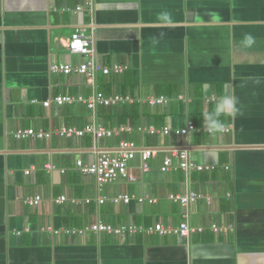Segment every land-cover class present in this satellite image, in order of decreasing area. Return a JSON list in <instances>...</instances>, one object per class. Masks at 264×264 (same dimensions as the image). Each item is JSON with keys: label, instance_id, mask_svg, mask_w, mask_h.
<instances>
[{"label": "crops", "instance_id": "crops-1", "mask_svg": "<svg viewBox=\"0 0 264 264\" xmlns=\"http://www.w3.org/2000/svg\"><path fill=\"white\" fill-rule=\"evenodd\" d=\"M91 4L89 9L87 0H0V264H264V0ZM77 28L91 39L97 63L128 70L100 75L94 86L78 75L52 73L53 65L87 60L65 49ZM97 93L134 102L103 108L106 115L82 105L44 107L58 96ZM225 94L237 98L236 114L219 117L220 126L209 134L203 116ZM151 97L168 103L151 107ZM134 106L136 123L123 115ZM89 124L116 135L98 147L91 138L58 135ZM189 124L198 131L173 134ZM124 127L130 130L120 132ZM152 128L160 134L150 135ZM165 128L173 133L163 135ZM29 129L52 132L53 138L16 139ZM122 141L158 153L148 172L137 155L131 163L136 182L100 188L76 168L78 161L95 163L101 153L118 154ZM180 151L192 164L213 170L178 169L174 153ZM167 159L173 169L166 173ZM191 192L211 203L203 199L185 209L170 199ZM122 195L134 200L112 203ZM36 196L41 204L29 207L27 200ZM61 196L68 198L64 205L58 203ZM185 214L204 233L185 238L153 232L158 223L178 227ZM98 223L128 231L81 233Z\"/></svg>", "mask_w": 264, "mask_h": 264}, {"label": "built area", "instance_id": "built-area-1", "mask_svg": "<svg viewBox=\"0 0 264 264\" xmlns=\"http://www.w3.org/2000/svg\"><path fill=\"white\" fill-rule=\"evenodd\" d=\"M92 0H87V6L89 9L93 8L91 4ZM83 8H78V11H82ZM93 43L89 37L85 35V29L77 28L75 33L72 35L71 39L68 42L67 49L72 55L83 57L87 59L84 63L79 64L77 66H73L71 64H59L54 65L52 67V72L55 74H62L67 77L72 75H78L84 77L86 81L91 85H96L97 79L100 75L109 77L111 75H123L128 68L121 65H113L112 67H105L99 63H97L93 59ZM134 100L130 96H121L115 95L111 98H108L103 93H97L95 96L90 98H84L82 96L72 97V96H58L52 101H48L44 104L45 108H50L53 104L58 107L64 106H73V105H84L90 111L96 113L98 107L111 108L117 105H129L132 104ZM147 103L151 107L162 106L168 103V99L166 97H151L147 99ZM130 128L124 127L120 132H127ZM144 128H139V132L143 133ZM198 131V128L195 124H189V126L184 130L175 131L174 133L170 130V128H165L162 131V134L165 136H169L172 133L178 137H183L188 135L189 133H194ZM224 133H229V130H224ZM149 134L152 136L160 134L159 131L152 128L149 130ZM212 134V132H209ZM58 135L67 140H84L87 138H91L95 147H98L99 144L106 139H112L115 135V131H111L103 128L102 126H98L96 124H89L83 128H64L58 132ZM18 140H25L28 138H36L41 141H50L53 138L52 132H45L43 130L37 132L35 129L29 130H21L15 136ZM120 151L118 154H107L101 153L98 156V159L95 163L91 165H87L82 161L77 163L78 169L81 174L85 177L95 178L97 184L100 188L108 184L115 183L120 180H126L130 183L136 182V177L131 173V163L136 160L137 155L139 154L142 160V170L144 172L150 171V161L157 156V151L154 149H146V150H138L137 145L131 141H122L120 143ZM174 156L179 160V168L185 172L196 171L199 173L210 172L213 170L211 167H205L200 165L192 164L189 158V154L187 152H176ZM48 169H52V167H48ZM173 169V163L170 159H167L163 171L170 172ZM65 173V172H63ZM26 175H30L31 172L27 171ZM171 201L176 204H180L183 208H187L190 205H193L203 199H207V202L211 203V199L203 194L197 192H191L188 194H174L170 197ZM134 200L130 195H122L118 196L112 200V203L115 205L125 204L130 205ZM67 201L66 196H61L58 200L59 204H64ZM42 202V197L37 196L34 200H31L29 205L38 206ZM106 199H100L99 205L103 206L106 204ZM140 203H143L144 200L140 199ZM87 204H91L92 201L89 199L86 201ZM151 204H154V200H150ZM184 221L178 227H165L164 225L158 223L154 226L153 232L158 233L161 236H172L178 235L185 238H189L192 234L196 233H204V229L200 227L191 226L189 222V216L187 214L184 215ZM134 230L133 228H131ZM128 231V229L121 227L116 228L112 225H107L104 223L94 224L85 230H82L81 233L85 232H93L95 234L101 233H109L116 235H123ZM213 231L215 233L222 232V229L218 226L213 227Z\"/></svg>", "mask_w": 264, "mask_h": 264}, {"label": "clouds", "instance_id": "clouds-1", "mask_svg": "<svg viewBox=\"0 0 264 264\" xmlns=\"http://www.w3.org/2000/svg\"><path fill=\"white\" fill-rule=\"evenodd\" d=\"M70 40V39H69ZM69 40H68V42H69ZM65 49L68 51V49H67V45H65ZM69 52V51H68ZM69 54H71L70 52H69ZM72 55V54H71ZM76 56V55H75ZM54 66V65H53ZM52 66V67H53ZM52 67H51V72H52ZM53 73V72H52ZM67 77V76H66ZM106 96V95H105ZM73 97V96H72ZM83 97V96H82ZM106 97H108V96H106ZM111 97H113V96H111ZM111 97H108V98H111ZM85 98V97H84ZM77 105H80V104H77ZM236 105H237V98L234 96V95H231V94H225L224 96H222L221 98H220V100H219V102L217 103V105H216V107H215V110H214V112H212V113H205L204 114V116H203V121H204V123H203V127L207 130V131H215L219 126H220V121H219V117H221V116H228V117H234L235 116V114H236V111H237V108H236ZM73 106H75V105H73ZM82 106H84V105H82ZM65 107V106H64ZM84 107H86V106H84ZM87 108V107H86ZM99 109L100 108H105V107H98ZM98 108H97V110H98ZM111 108H113V107H111ZM89 110V109H88ZM90 111V110H89ZM92 112V111H91ZM92 113H94V112H92ZM96 113H97V111H96ZM103 127V126H102ZM104 128V127H103ZM105 129H107V128H105ZM79 162V161H78ZM77 162V163H78ZM77 163H76V168L78 169V166H77ZM79 170V169H78ZM80 171V170H79ZM31 172V171H30ZM26 173V172H25ZM81 173V172H80ZM26 175V174H25ZM26 176H28V175H26ZM37 197V196H36ZM36 197H34V198H32V199H28L27 200V205L29 206V207H38V206H31V205H29V203L28 202H30L31 200H34ZM61 198V197H60ZM59 198V199H60ZM67 198V197H66ZM58 199V200H59ZM66 202H68V198H67V201ZM65 202V203H66ZM74 203H76V204H81L80 203V201L79 200H74L73 201ZM59 203V202H58ZM64 203V204H65ZM64 204H59V205H64Z\"/></svg>", "mask_w": 264, "mask_h": 264}, {"label": "trees", "instance_id": "trees-1", "mask_svg": "<svg viewBox=\"0 0 264 264\" xmlns=\"http://www.w3.org/2000/svg\"><path fill=\"white\" fill-rule=\"evenodd\" d=\"M134 109H135V110H134ZM126 111H127V112H126ZM133 112H135V114L138 113V110L136 109V106H134L131 110H130L128 107H126V108H125V111H124V113H123V115H125V118L131 117L132 120L135 121L136 118L134 117V114H132ZM100 113L103 114V115L109 114V113H108L105 109H103V108L101 109ZM110 115H111V114H110ZM128 120H130V119H126V120H124V121H123L124 124H126ZM135 123H136V121H135Z\"/></svg>", "mask_w": 264, "mask_h": 264}, {"label": "rangeland", "instance_id": "rangeland-1", "mask_svg": "<svg viewBox=\"0 0 264 264\" xmlns=\"http://www.w3.org/2000/svg\"><path fill=\"white\" fill-rule=\"evenodd\" d=\"M67 51V50H66ZM68 52V51H67ZM69 53V52H68Z\"/></svg>", "mask_w": 264, "mask_h": 264}]
</instances>
